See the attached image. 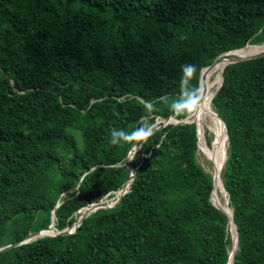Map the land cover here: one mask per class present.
<instances>
[{"label":"trees","instance_id":"trees-1","mask_svg":"<svg viewBox=\"0 0 264 264\" xmlns=\"http://www.w3.org/2000/svg\"><path fill=\"white\" fill-rule=\"evenodd\" d=\"M260 43L264 0H0V248L114 202L133 144L113 145L111 130L173 116L181 65L196 66L200 89L204 67ZM212 108L229 135L235 264H264V57L227 65ZM198 143L196 123L159 128L115 207L3 251L0 264H227L229 218L210 202Z\"/></svg>","mask_w":264,"mask_h":264},{"label":"water","instance_id":"water-1","mask_svg":"<svg viewBox=\"0 0 264 264\" xmlns=\"http://www.w3.org/2000/svg\"><path fill=\"white\" fill-rule=\"evenodd\" d=\"M249 45H257V44H247L239 49H234L232 51H228L226 53H223L222 55H220L218 58H216V60L211 63L210 65L204 67L201 71V76H200V87H201V83H202V79H203V71L205 68H213L214 66H216L217 64L219 63H223V64H226L229 65V64H234V63H237V62H242V61H246V60H250V59H255V58H260V57H264V49L261 50L259 53L257 54H254V55H242V56H238V55H234L232 54L233 51H237V50H242L244 48H246L247 46ZM223 73H224V70L222 71V82L221 84L217 87L215 93H214V96L215 94L218 92V90L221 88L222 86V83H223ZM201 90V89H200ZM213 96V97H214ZM213 99V98H212ZM213 113L215 114V116L223 123V126L225 128V130L227 131V126H226V123L224 122V120L218 115L217 112L213 111ZM194 112L184 118V119H177V118H173V116H170V117H167L165 118L162 122L160 121L159 123L156 121L155 123L157 124H160L159 125V128H162L168 124H187V123H196L197 124V130H199V126H198V123L195 122L194 120H192V116H193ZM199 132V131H198ZM198 137H199V133H198ZM227 138L229 139V135L227 133ZM133 148V146H132ZM131 148V150H132ZM130 150V151H131ZM139 150V149H138ZM227 154V152L225 151V155ZM128 155L126 156V159H125V165L129 167L130 171H131V176L129 178V180H127L120 189H118L117 191L114 192L115 193H120L119 196L117 197V199L114 200V202L112 201V199H114L116 196H113L112 199H108V198H104L102 200H100L99 202H95V203H92V204H89L83 208H81L77 213H76V217H75V221L74 223L70 226V227H67L66 229L64 230H59L55 227V224L54 222L51 223V225L45 229H41V230H37L35 232H32L30 233L24 240L20 241V242H17V243H12V244H9V245H6V246H3L0 248V253L3 252V251H6L8 249H11V248H14V247H17V246H20L22 244H25V243H29L31 241H34L38 238H42V237H45V236H56V235H69V234H72L76 231V229L80 226V221L82 220V218L85 216V215H89L91 214L92 212H95L97 211L98 209H103V208H113L115 207L123 198V196L125 194H127L130 189H131V186H132V182L133 180L135 179V176H136V171L138 169V167L136 166H133L130 164V160L127 159ZM227 159V157H226ZM226 163V161H225ZM224 163V165H225ZM218 177H219V174H218ZM214 182H215V178H214ZM214 190V189H213ZM212 194H213V191H212ZM213 201V200H212ZM214 204V203H213ZM60 205V203L57 204V207ZM218 209H220L221 211H223L224 213H226L228 215V218H229V224L232 225L234 224L235 227H236V240H237V247H236V252L234 253V256L236 255L237 251L239 250L240 248V244H239V229L236 225V222L234 220V216H233V209H232V214L230 215L229 212L225 211L223 208L219 207L218 205L214 204ZM55 217V215H54ZM53 217V219H54ZM232 238H233V235H232ZM227 264H230V260L228 261ZM232 264H235V257H233V260H232Z\"/></svg>","mask_w":264,"mask_h":264},{"label":"bare ground","instance_id":"bare-ground-1","mask_svg":"<svg viewBox=\"0 0 264 264\" xmlns=\"http://www.w3.org/2000/svg\"><path fill=\"white\" fill-rule=\"evenodd\" d=\"M263 49H264V43H260L257 45H249L242 50L233 51L232 54L238 55V56L245 55V54L254 55V54L259 53ZM225 67H226V64L219 63L213 68H208L203 74V79H202V83L200 87L201 100H200L199 107L194 111L192 120L197 122L200 126L208 122V119H211V121L213 122V127H210V130H212V132H214L217 136L214 149L217 150L218 156H217L216 168L214 172L215 182H214L212 200L214 204L223 208L225 211L229 212L231 215L232 209L228 204L229 199L227 197L228 195L226 191L224 190L222 176H221V173H222L221 169L224 164L225 150L227 151V141H228L227 131L225 130L223 123L213 113L214 110L212 108V98L214 96L215 90L220 85V80L222 78V71L225 69ZM213 77H214V80L212 81ZM218 174H219V177H218ZM222 193H223V196L224 195L226 196V199L224 198L225 201H223V198L221 195ZM230 230L233 235V247L230 251L229 260H230V264H232L233 257H235L234 253L237 250L236 249L237 247L236 227L234 224L230 225Z\"/></svg>","mask_w":264,"mask_h":264},{"label":"clouds","instance_id":"clouds-1","mask_svg":"<svg viewBox=\"0 0 264 264\" xmlns=\"http://www.w3.org/2000/svg\"><path fill=\"white\" fill-rule=\"evenodd\" d=\"M196 66L193 64L181 65L180 95L170 105L173 118L191 115L200 104L201 90L191 86V80L196 73ZM163 99H167L166 97ZM143 108L147 113H152L155 106L151 101H142ZM159 130L157 123L149 122L142 118L140 124L131 131L113 128L111 130V143L113 145L133 144V148L128 153V160L135 159L138 149L143 148L150 137ZM135 142V143H133Z\"/></svg>","mask_w":264,"mask_h":264},{"label":"rangeland","instance_id":"rangeland-1","mask_svg":"<svg viewBox=\"0 0 264 264\" xmlns=\"http://www.w3.org/2000/svg\"><path fill=\"white\" fill-rule=\"evenodd\" d=\"M213 80H214V77L212 78V81ZM160 121L162 122L163 119L158 117L157 122L159 123ZM198 126H199V130H198L199 131L198 132L199 133V143H198V150H197V154H196L197 161H198L199 165H201L202 168L205 170V172L207 174H209L210 176H212V178H214V172H215V168H216V160H217V156H218L217 154L218 153H217V150L214 149L215 141L217 140V136L214 132H212V130H210V127H213V122L211 121V119H208V122L204 123L202 126H200L198 124ZM207 137L211 140V145L208 144V138ZM228 147H229V139L227 141V151H228ZM226 157H227V154L224 155V163H225ZM224 166L225 165L223 164L222 169H221L222 172H223ZM221 176H222V173H221ZM222 182H223L224 190L226 191V193L228 195L227 197L229 199L228 200V204H229L230 203V197H229L228 191L225 189L223 178H222ZM213 183H214V180H213ZM213 189H214V187H213ZM213 189H212V191H213ZM63 195H65V194H63ZM221 195H222L223 201H225L226 196L225 195L223 196V193ZM110 198L112 199V196ZM110 198H108V199H110ZM210 202L213 204L212 193H211V197H210ZM54 219H55V217H54ZM11 225L12 224L9 223V226H11ZM229 229H230V224H229ZM230 232H231V230H230ZM231 238H232V232H231ZM232 247H233V238H232V245H230V251H231Z\"/></svg>","mask_w":264,"mask_h":264}]
</instances>
